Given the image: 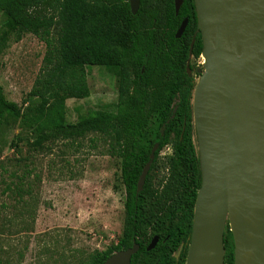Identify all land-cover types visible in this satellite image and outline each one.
<instances>
[{"label":"trees","instance_id":"trees-1","mask_svg":"<svg viewBox=\"0 0 264 264\" xmlns=\"http://www.w3.org/2000/svg\"><path fill=\"white\" fill-rule=\"evenodd\" d=\"M173 1L140 0L132 14L128 0H0V56L26 33L46 46L22 106L9 101L0 85V127L7 121L13 124L19 129L17 141L32 151L96 133L104 138L107 153L120 159L122 232L88 264H102L133 242L139 249L131 264H185L201 183L192 117L198 74L191 62L190 73L186 68L189 53L200 56L202 42L194 1L182 0L177 14ZM185 18L187 25L176 38ZM88 66L114 74L116 101L69 122L65 102L85 96ZM154 144L158 147L143 188L137 191ZM11 145L17 146L14 141ZM167 146L171 153L159 163V153ZM160 169L165 172L156 179ZM154 236L157 244L147 251ZM223 246V264H234L228 222Z\"/></svg>","mask_w":264,"mask_h":264},{"label":"rangeland","instance_id":"rangeland-1","mask_svg":"<svg viewBox=\"0 0 264 264\" xmlns=\"http://www.w3.org/2000/svg\"><path fill=\"white\" fill-rule=\"evenodd\" d=\"M45 50L30 33L9 43L0 56V85L9 101L23 105ZM192 60L202 68L200 57ZM84 72L85 96L65 102L69 122L116 101L113 73L100 66ZM18 133L8 121L0 127V264H88L122 232L120 159L107 153L96 133L43 151L17 141ZM170 153L163 148L159 163Z\"/></svg>","mask_w":264,"mask_h":264},{"label":"water","instance_id":"water-1","mask_svg":"<svg viewBox=\"0 0 264 264\" xmlns=\"http://www.w3.org/2000/svg\"><path fill=\"white\" fill-rule=\"evenodd\" d=\"M202 42V70L192 95V117L201 183L197 191L185 264H223L226 222L234 264L253 251L264 264V0H193ZM135 14L140 0H128ZM182 0H174L177 14ZM187 25L176 30L179 38ZM192 44L190 45L191 52ZM191 54L189 53V59ZM189 60L187 61V72ZM154 144L136 190L143 188ZM245 198V199H243ZM253 213L256 242L243 218ZM154 236L146 250L157 244ZM139 249L114 252L102 264H131ZM180 249L175 254L178 257Z\"/></svg>","mask_w":264,"mask_h":264},{"label":"bare ground","instance_id":"bare-ground-1","mask_svg":"<svg viewBox=\"0 0 264 264\" xmlns=\"http://www.w3.org/2000/svg\"><path fill=\"white\" fill-rule=\"evenodd\" d=\"M243 199H245V198H243ZM243 222L251 230L250 233L246 236L247 242H256L257 238L253 235L252 232L256 231L258 221L254 217L253 213H250L249 215L245 216L243 218ZM254 261H255V257H254L253 251L244 252L240 258L241 264H253Z\"/></svg>","mask_w":264,"mask_h":264},{"label":"flooded vegetation","instance_id":"flooded-vegetation-1","mask_svg":"<svg viewBox=\"0 0 264 264\" xmlns=\"http://www.w3.org/2000/svg\"><path fill=\"white\" fill-rule=\"evenodd\" d=\"M173 3H174V1H173ZM192 59H196V58H193V56L191 55V58H190V59L188 58V60H189V62L192 63V65L195 66V72L199 75V72H198V71L202 70V68L199 67V66H196V65L194 64V62L192 61ZM188 60H187V61H188ZM189 73H190V71H189Z\"/></svg>","mask_w":264,"mask_h":264},{"label":"built area","instance_id":"built-area-1","mask_svg":"<svg viewBox=\"0 0 264 264\" xmlns=\"http://www.w3.org/2000/svg\"><path fill=\"white\" fill-rule=\"evenodd\" d=\"M201 58V55L199 56ZM202 59V58H201Z\"/></svg>","mask_w":264,"mask_h":264}]
</instances>
